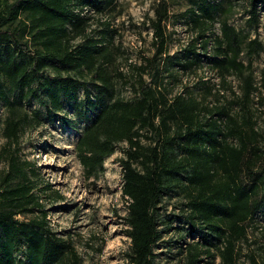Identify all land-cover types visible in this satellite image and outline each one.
<instances>
[{"label":"trees","instance_id":"trees-1","mask_svg":"<svg viewBox=\"0 0 264 264\" xmlns=\"http://www.w3.org/2000/svg\"><path fill=\"white\" fill-rule=\"evenodd\" d=\"M184 1L193 40L169 52L168 3L157 0L148 18L154 53L141 57L129 74L110 68L115 29L97 18L102 27L88 30L87 11L103 14L115 0L5 4L0 8L2 135L10 146L25 124L53 122L69 105L77 119L87 121L75 143L87 177L103 170L118 144H126L119 164L130 264H154L164 232L159 207L164 197L175 195L185 200L181 206L188 234L198 233L179 247L184 264H214L216 258L218 264H239L240 246L264 210V147L250 107L258 89L250 59L263 51V44L227 22L224 14L233 6L229 0ZM262 3L247 1V27L258 26ZM216 22L218 33L211 31ZM203 67L215 71L222 86L230 75L239 80L233 102H210L208 95L219 94L202 77L194 86L198 94L182 84L185 73ZM116 79L130 86L131 97L120 95ZM31 103L38 107L28 112ZM26 165L11 155L0 185V264H82L44 213L19 218L39 205ZM247 258L248 264H258L254 255Z\"/></svg>","mask_w":264,"mask_h":264},{"label":"rangeland","instance_id":"rangeland-1","mask_svg":"<svg viewBox=\"0 0 264 264\" xmlns=\"http://www.w3.org/2000/svg\"><path fill=\"white\" fill-rule=\"evenodd\" d=\"M11 1L0 0V8ZM156 1L115 0L114 7L107 8L103 14L87 11L90 16L88 30L102 27L97 18L106 20L109 28L115 29L111 40L115 51L111 71L118 68L129 74L133 65L141 63V57L154 53L148 18L153 17ZM229 1L233 6L224 14L227 22L249 32L251 38L256 37L263 44V51L250 59L258 88L252 96L250 107L262 135L261 145L264 147V3L258 6L259 24L253 29L244 23L248 17L245 13L248 0ZM167 3L169 16L165 26L166 47L172 53L184 49L193 40L194 34L186 28V2L167 0ZM211 31L219 32L217 22ZM243 60L248 62L246 57ZM200 77L214 84L212 92L219 94L208 95L207 99L212 103L233 102V92L239 94L240 82L234 75L228 76V83L222 86L215 71L207 67L197 70L196 73H185L182 84L198 94V88L194 86ZM116 80L115 86L120 95L124 98L131 97L130 86H124L121 80ZM180 88L176 87L175 90ZM37 107V104L31 103L26 108L30 112ZM236 108L234 105L233 109ZM40 109L43 111L41 107ZM58 116L59 119L53 122L41 119L39 125L25 124L18 141L8 146L2 135L5 110L0 104V185L11 155L21 162H27L28 178L33 184V192L38 197L39 205L31 213L19 218L40 217L44 213L52 231L73 246L82 264H130L126 257L130 239L126 234L128 227L123 220L126 203L120 190L119 164L126 144H118L114 153L104 161L103 170L87 177L75 152V143L87 121L77 119L69 105ZM66 121H71V125H67ZM141 142L148 143L144 139ZM29 168L37 170L38 174L33 175ZM184 201L175 195L164 197L160 204V228L164 232L156 249L154 264H184L183 255L178 254L179 247L198 238L196 232L188 234L189 227L185 223V211L181 206ZM249 254L254 255L258 264H264V210L256 215L248 232V241L240 246L239 264H248ZM214 264H218V258Z\"/></svg>","mask_w":264,"mask_h":264}]
</instances>
